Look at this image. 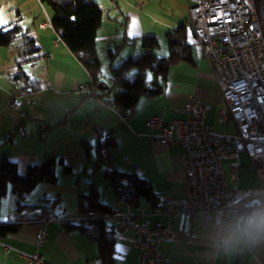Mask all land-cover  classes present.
Segmentation results:
<instances>
[{
    "label": "crops",
    "instance_id": "1",
    "mask_svg": "<svg viewBox=\"0 0 264 264\" xmlns=\"http://www.w3.org/2000/svg\"><path fill=\"white\" fill-rule=\"evenodd\" d=\"M154 1L136 0L135 5L132 4L134 11L128 14L119 3V44L125 40L124 47L134 46L123 56V46L120 48L119 63L137 55L142 37L154 36L159 41V37L165 38L167 32L181 25L187 27L190 61L170 66L163 92L156 97H141L132 111L122 110L121 115L78 91L80 85L90 84V77L53 28H39L41 23L52 22L51 12L39 0H0V14L6 21L0 27H21L46 55L34 65L22 66L26 75L41 82L39 90L25 92L23 83L13 79L17 73V51L0 48V165L15 162L22 174L28 165L45 159L62 158L64 164L70 160L85 164L86 157L87 164L97 162L94 175L100 172L104 178L105 171L112 169L139 176L151 185L158 200L154 209L146 200L135 209L118 200L110 187L113 195L108 201L101 199L96 189L97 201L110 209L131 211L139 222L164 225L167 216L157 213L160 207L169 202L175 208L184 206L186 181L181 170L182 149L160 145L154 137L156 131L148 128L146 121L159 116L166 124L186 119L185 106L189 97H193L209 107L205 122L216 133L234 134L236 126L233 121H219L220 113L227 106L212 67L190 30V4L187 0H169L170 12L157 18ZM141 52L138 53L143 54ZM166 54L164 51L161 58H167ZM102 84L106 86L101 88ZM95 85L98 95H104L100 91H106L107 84L100 80ZM109 137L115 142L111 148L105 145ZM235 162L239 164L238 181L230 182L231 164ZM223 169L234 189L255 188L259 184L246 155L225 160ZM83 170L86 172L87 168ZM24 204L38 206L42 202L35 204L27 197ZM60 207L59 204L53 216L45 215L40 209L17 211L15 198L8 188L0 199V228L12 226L16 230L0 234V264H29L21 254L38 255L43 264H101L96 242L64 228L65 223L100 220L91 219L98 213L84 217L77 204V215L59 216ZM104 223L113 240L112 264H138L140 253L133 245L134 232L111 230L108 223ZM41 229L46 233V243L38 247L37 235ZM172 229L174 241L161 246L166 264H264V241L255 250L244 245L242 224L232 226L217 217L203 227L199 218L175 214Z\"/></svg>",
    "mask_w": 264,
    "mask_h": 264
},
{
    "label": "built area",
    "instance_id": "2",
    "mask_svg": "<svg viewBox=\"0 0 264 264\" xmlns=\"http://www.w3.org/2000/svg\"><path fill=\"white\" fill-rule=\"evenodd\" d=\"M193 36L209 61L227 108L219 121H233L234 134H218L205 122L208 106L189 97L187 118L164 123L153 117L146 126L156 131V141L164 147H180L181 170L186 181L185 204L175 208L170 202L157 210L167 216L166 224L139 222L135 213L110 209L91 219L108 223L109 229L132 231L133 245L140 253L138 264H166L163 244L174 241L172 217L188 214L201 219L207 227L217 217L232 226L242 224L244 245L255 250L264 241V38L257 20L254 0H187ZM40 29L52 28L50 22ZM79 92L97 99L122 115L112 93L98 95L92 83L81 85ZM246 155L255 171L258 186L234 189L239 164H231L230 182L223 163ZM46 243V233L39 230L37 246ZM21 257L29 264H43L38 255Z\"/></svg>",
    "mask_w": 264,
    "mask_h": 264
},
{
    "label": "trees",
    "instance_id": "3",
    "mask_svg": "<svg viewBox=\"0 0 264 264\" xmlns=\"http://www.w3.org/2000/svg\"><path fill=\"white\" fill-rule=\"evenodd\" d=\"M52 14L51 26L79 64L86 70L90 83L95 85L100 81V63L96 50V35L102 25L103 11L95 0H39ZM257 20L264 38V0H254ZM187 27L184 25L165 34L168 47V57L161 58L153 53L159 48V41L154 36H144L140 40L145 51L127 58L120 65L114 67L113 59L125 43L122 41L118 48L108 49L110 59L109 82L106 91L101 94L112 93L115 97L114 105L124 112L134 109L141 97H156L163 92L164 84L170 66L180 62L190 61V45L187 42ZM0 48H11L17 51V73L14 80L23 83L25 92L37 91L41 82L31 79L22 71L24 64L34 65L46 55L35 44L34 40L21 27L10 25L0 27ZM151 76L148 82L147 77ZM106 86L101 85V88ZM106 147H113L115 142L109 137ZM85 154L88 156L86 142H82ZM57 166L63 168L65 175H71L70 167L65 166L62 158L45 159L38 164L28 165L24 174H20L15 162L6 161L0 165V199L8 188L15 198L17 211L25 209H40L45 215L53 216L59 206L58 199H40L38 206L25 205L26 198L39 185H56L58 177ZM104 178L118 200L135 209L140 207L142 200H146L152 209L158 206V200L151 185L143 178L115 170H107ZM94 185H90L88 195L78 196V210L82 216H91L94 213L109 212L110 206L97 201ZM64 228L69 232H78L80 235L97 243L101 264H112L113 240L106 231V225L101 220H90L83 223H65ZM15 227H1L0 234L14 232Z\"/></svg>",
    "mask_w": 264,
    "mask_h": 264
},
{
    "label": "rangeland",
    "instance_id": "4",
    "mask_svg": "<svg viewBox=\"0 0 264 264\" xmlns=\"http://www.w3.org/2000/svg\"><path fill=\"white\" fill-rule=\"evenodd\" d=\"M101 7L103 11L102 21L103 24L98 31L96 36L97 39V54L99 57L100 63V80L110 85L109 82V66L110 59L108 57V49L118 48L119 46V3L123 12L128 14L129 12H133L135 8L132 7V4L135 5L136 0H95ZM152 4L154 6L155 14L158 17H164L163 14H168L170 12V6L168 5L169 0H155ZM160 48L155 51L158 57H162V53L164 51L168 54L167 43L165 41L164 36L159 37ZM138 46L142 51L141 53H145L141 49V44L138 42ZM137 46V47H138ZM121 56L125 55L127 51L134 49V46L128 45L123 46ZM121 51V50H120ZM137 52V55L140 54ZM166 54V56H167ZM120 56V57H121ZM122 63V62H120ZM119 52L116 57L113 59V66L116 67L119 64ZM151 80V76L147 77V81ZM81 86V85H80ZM79 86V87H80ZM96 86V85H95ZM96 88V87H95ZM79 91V88H78ZM107 94H104V96ZM87 97H89L87 95ZM92 98V96H91ZM94 99V98H92ZM118 108V107H117ZM84 155V154H83ZM86 155V154H85ZM87 156V155H86ZM93 159H95V152L93 151ZM85 157V164L77 163L70 161L65 163V166H70L72 168L71 175H65L63 173V168L61 166H57L56 174L58 177V182L56 185H39L37 188L28 196V199H31L35 204L40 202V198L45 196L47 199H59L60 200V209H58L59 216L71 217L77 215V204H78V194H89L90 184H94L98 193L100 194V198L108 199L113 195V191L107 186L106 180L103 178L102 174L99 172L94 175V168L96 166V161L87 164ZM87 168V171L84 172V168ZM24 174V171L21 172Z\"/></svg>",
    "mask_w": 264,
    "mask_h": 264
},
{
    "label": "snow or ice",
    "instance_id": "5",
    "mask_svg": "<svg viewBox=\"0 0 264 264\" xmlns=\"http://www.w3.org/2000/svg\"><path fill=\"white\" fill-rule=\"evenodd\" d=\"M6 23V21L4 20L2 14H0V24ZM118 251H123L122 249H118Z\"/></svg>",
    "mask_w": 264,
    "mask_h": 264
},
{
    "label": "water",
    "instance_id": "6",
    "mask_svg": "<svg viewBox=\"0 0 264 264\" xmlns=\"http://www.w3.org/2000/svg\"><path fill=\"white\" fill-rule=\"evenodd\" d=\"M190 30H191V32H192V34H193V29H192V27H190ZM100 90H102L101 88H99Z\"/></svg>",
    "mask_w": 264,
    "mask_h": 264
}]
</instances>
